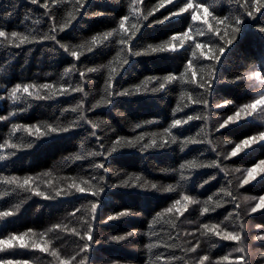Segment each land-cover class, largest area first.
<instances>
[{
	"label": "trees",
	"instance_id": "1",
	"mask_svg": "<svg viewBox=\"0 0 264 264\" xmlns=\"http://www.w3.org/2000/svg\"><path fill=\"white\" fill-rule=\"evenodd\" d=\"M262 97L264 0H0V264H264Z\"/></svg>",
	"mask_w": 264,
	"mask_h": 264
},
{
	"label": "rangeland",
	"instance_id": "2",
	"mask_svg": "<svg viewBox=\"0 0 264 264\" xmlns=\"http://www.w3.org/2000/svg\"><path fill=\"white\" fill-rule=\"evenodd\" d=\"M260 101L264 105V97H262L260 99ZM251 145L252 144L250 142L244 143V144L238 146L236 148V150H237V152L245 151ZM243 172H244L243 177H244L245 182H247V183L259 182L261 177L264 175V165L262 167H256L252 170H247V171H243ZM244 202L247 204V207H248L250 212H255V211L264 209V195L260 196V197H247V198H245ZM219 236L226 239V240H231V241H235V239H236V236L231 234V233L220 232ZM250 240H251V243L249 245L254 246V242H256L258 240H264V234H262V235H256L255 234L254 236H252V234H251ZM3 244L5 246H9L11 243H3ZM225 263L236 264L237 260L234 259V257H233L231 259H227V261H225Z\"/></svg>",
	"mask_w": 264,
	"mask_h": 264
}]
</instances>
